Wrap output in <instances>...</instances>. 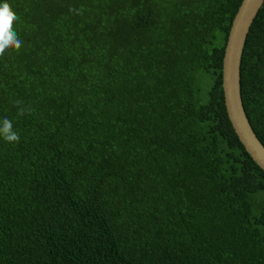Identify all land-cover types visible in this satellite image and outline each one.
<instances>
[{"label": "trees", "instance_id": "trees-1", "mask_svg": "<svg viewBox=\"0 0 264 264\" xmlns=\"http://www.w3.org/2000/svg\"><path fill=\"white\" fill-rule=\"evenodd\" d=\"M7 2L0 264H264V171L223 89L243 0ZM241 81L264 144V5Z\"/></svg>", "mask_w": 264, "mask_h": 264}, {"label": "water", "instance_id": "water-1", "mask_svg": "<svg viewBox=\"0 0 264 264\" xmlns=\"http://www.w3.org/2000/svg\"><path fill=\"white\" fill-rule=\"evenodd\" d=\"M264 0H243L227 42L223 63V89L229 118L245 149L264 171V144L248 117L242 94V61L252 25Z\"/></svg>", "mask_w": 264, "mask_h": 264}, {"label": "clouds", "instance_id": "clouds-1", "mask_svg": "<svg viewBox=\"0 0 264 264\" xmlns=\"http://www.w3.org/2000/svg\"><path fill=\"white\" fill-rule=\"evenodd\" d=\"M70 10L75 11L74 9ZM18 20L19 17L7 0L0 3V58H4L6 54L12 52H19L23 46L24 41L14 28V24ZM15 105L18 108V116H24L32 112L30 107L23 106L22 101H15ZM0 139L8 144H19L21 139L20 134L14 129L12 120L7 117L0 119Z\"/></svg>", "mask_w": 264, "mask_h": 264}, {"label": "rangeland", "instance_id": "rangeland-1", "mask_svg": "<svg viewBox=\"0 0 264 264\" xmlns=\"http://www.w3.org/2000/svg\"><path fill=\"white\" fill-rule=\"evenodd\" d=\"M238 13V12H237ZM237 15V14H236ZM235 19V18H234Z\"/></svg>", "mask_w": 264, "mask_h": 264}]
</instances>
